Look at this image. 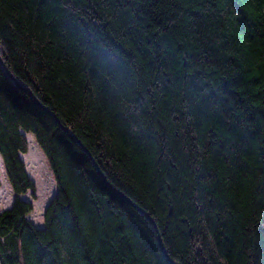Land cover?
Listing matches in <instances>:
<instances>
[{"label":"trees","instance_id":"1","mask_svg":"<svg viewBox=\"0 0 264 264\" xmlns=\"http://www.w3.org/2000/svg\"><path fill=\"white\" fill-rule=\"evenodd\" d=\"M0 54V264H264V0H0Z\"/></svg>","mask_w":264,"mask_h":264},{"label":"rangeland","instance_id":"2","mask_svg":"<svg viewBox=\"0 0 264 264\" xmlns=\"http://www.w3.org/2000/svg\"><path fill=\"white\" fill-rule=\"evenodd\" d=\"M29 147L36 142L33 140L31 136H27ZM37 145V144H36ZM37 148L41 151L42 156L44 158V173L47 175L45 178L44 174L35 165L34 162V153H23L21 154V158L25 163V168L28 173V176L31 178L35 185V195L36 198L31 196L30 192L19 195L22 199L27 200L33 204L34 210L31 214L27 216L28 220L32 222V224L37 228H43L45 226L44 223V214L47 206L52 201V199L57 194V185L53 176V172L49 166L47 158L40 147L37 145ZM42 173V174H41ZM50 178V179H49ZM0 211L7 209L12 206L16 193L12 190V187L9 184L7 179L6 170L4 167V162L2 157L0 156Z\"/></svg>","mask_w":264,"mask_h":264},{"label":"water","instance_id":"3","mask_svg":"<svg viewBox=\"0 0 264 264\" xmlns=\"http://www.w3.org/2000/svg\"><path fill=\"white\" fill-rule=\"evenodd\" d=\"M0 64H1V66L4 68V70L6 71V73L10 76V78L19 86V87H21V88H24V87H22L21 86V84L18 82V80L15 78V76L13 75V73L10 71V69L8 68V66L6 65V63H5V61H4V59L2 58V56H1V54H0ZM31 95H32V92L30 91V90H27ZM48 112H49V110L47 109V108H45ZM52 114V116L53 117H56L53 113H51ZM68 131V130H67ZM68 133H70L69 131H68ZM71 134V133H70ZM82 146V148L88 153V155L91 157V159H92V161H93V163H94V165H95V167H96V169H97V171H98V173L100 174V176H101V178H102V180L105 182V183H107L112 189H114L110 184H109V182L107 181V179H106V177L104 176V174H103V172H102V170H101V168H100V166L97 164V162L95 161V159L92 157V155L88 152V150L86 149V147H84L83 145H81ZM118 194L120 195V196H122V197H124V198H126L125 196H123L120 192H118ZM132 203V202H131ZM142 214H144L151 222H153L154 223V225L156 226V228H157V231H158V234H159V242H160V244H161V247H162V249H163V251H164V253H165V255H167V252L165 251V249H164V246H163V242H162V238H161V235H160V233H159V229H158V226L156 225V223L154 222V220L151 218V216L147 213V212H145L144 210H142L139 206H137L136 204H134V203H132Z\"/></svg>","mask_w":264,"mask_h":264},{"label":"bare ground","instance_id":"4","mask_svg":"<svg viewBox=\"0 0 264 264\" xmlns=\"http://www.w3.org/2000/svg\"><path fill=\"white\" fill-rule=\"evenodd\" d=\"M28 153H34L35 154V156H33L34 157L33 160L35 162V165L38 166V168L41 170V172L44 174V176L46 178L47 175L44 173V167H43L45 161H44V158L42 156L41 151L37 148V145L33 143L30 146V149H29V152Z\"/></svg>","mask_w":264,"mask_h":264}]
</instances>
